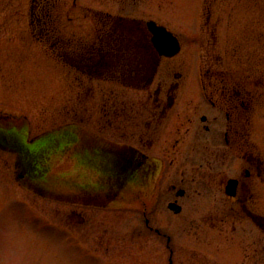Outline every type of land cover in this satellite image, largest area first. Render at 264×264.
I'll list each match as a JSON object with an SVG mask.
<instances>
[{
  "label": "flooded vegetation",
  "instance_id": "flooded-vegetation-1",
  "mask_svg": "<svg viewBox=\"0 0 264 264\" xmlns=\"http://www.w3.org/2000/svg\"><path fill=\"white\" fill-rule=\"evenodd\" d=\"M179 1L153 0L148 12L146 0H25L21 38L76 79L75 118L65 132L30 136L26 118L17 122L15 108L0 107V154L12 155L14 178L26 190L59 195L61 225L75 233L82 254L114 264L115 254L126 253L113 245L112 230L90 235L100 210L112 212L124 193L139 191L148 199L142 238L152 239L138 247L140 264H264L260 0H196L186 24L207 48L193 71L172 64L179 53L158 49L163 29L181 45ZM20 3L0 0V93L14 97ZM69 150L81 182L53 190L52 160ZM174 168V179L162 181ZM90 174L94 180L84 182ZM164 190L169 215L187 222L173 233L157 222Z\"/></svg>",
  "mask_w": 264,
  "mask_h": 264
},
{
  "label": "rangeland",
  "instance_id": "rangeland-1",
  "mask_svg": "<svg viewBox=\"0 0 264 264\" xmlns=\"http://www.w3.org/2000/svg\"><path fill=\"white\" fill-rule=\"evenodd\" d=\"M20 1L22 13L18 15L20 24L17 30L20 37L15 33V97L0 93V107L15 108L17 122L26 118L30 136L47 130L49 133L60 132L66 130V122L75 118L76 79L72 74H66L63 67L47 56L38 44L21 38L26 28L27 5L23 3L25 0ZM170 3L164 1V6L170 8ZM178 4L179 25L174 31L180 36L181 51L173 58L172 64L177 69L193 71L197 69V62L207 48L197 44L198 40L193 39L197 35L186 24L192 21L191 17L198 3L196 0H180ZM153 5V0H146L142 6H146L145 10L149 12ZM259 7L260 15H264L263 0H260ZM225 48V45H218L217 52L223 54ZM247 48L251 51L254 47L249 45ZM258 48L262 62L264 45ZM73 154L69 150L61 158L52 160L53 168L48 181L52 183L50 187L53 190L66 185L73 187L81 182L74 168L77 161ZM13 160L12 155L0 154V264H107L102 257L82 254V250L76 249L80 243L76 240L75 233L61 225L60 211L63 203L60 202L59 195H50V199H46L26 190L14 178ZM177 161L180 166L183 161L187 166L184 157H179ZM170 171L171 174H165L162 181L168 183L174 179L175 168ZM82 179L90 182L94 177L90 174ZM164 193L157 222L164 231L173 233L178 228L181 229L182 223L187 222L178 221L176 217L169 215L165 203L170 198L165 190ZM123 198L126 201L116 203L112 212L100 210L96 230L90 237L107 235L104 230H112L113 245L124 247L120 250L126 252L115 254L114 264H140L138 247L145 242L152 244L151 237L142 238L143 223L139 218L141 201L146 197L139 191H133L132 194L127 191ZM194 199L198 200V197ZM193 200L187 201L190 217L196 214L195 209H192ZM187 220L184 218V221Z\"/></svg>",
  "mask_w": 264,
  "mask_h": 264
},
{
  "label": "water",
  "instance_id": "water-1",
  "mask_svg": "<svg viewBox=\"0 0 264 264\" xmlns=\"http://www.w3.org/2000/svg\"><path fill=\"white\" fill-rule=\"evenodd\" d=\"M161 32H163V34L160 35L161 42L158 45L160 53L166 56H173L177 54L180 50L178 40L165 29L161 30Z\"/></svg>",
  "mask_w": 264,
  "mask_h": 264
}]
</instances>
